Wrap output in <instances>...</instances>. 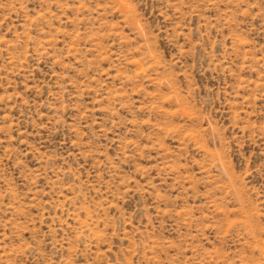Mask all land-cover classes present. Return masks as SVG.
Wrapping results in <instances>:
<instances>
[{
  "label": "rangeland",
  "instance_id": "rangeland-1",
  "mask_svg": "<svg viewBox=\"0 0 264 264\" xmlns=\"http://www.w3.org/2000/svg\"><path fill=\"white\" fill-rule=\"evenodd\" d=\"M0 264H264V0H0Z\"/></svg>",
  "mask_w": 264,
  "mask_h": 264
}]
</instances>
